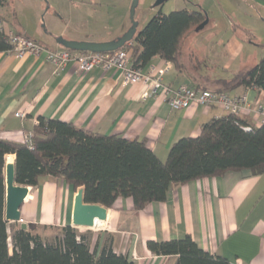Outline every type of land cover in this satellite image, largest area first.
Listing matches in <instances>:
<instances>
[{"label": "crops", "instance_id": "obj_1", "mask_svg": "<svg viewBox=\"0 0 264 264\" xmlns=\"http://www.w3.org/2000/svg\"><path fill=\"white\" fill-rule=\"evenodd\" d=\"M228 2L239 10L254 8L264 12V0ZM167 3L171 11L179 4L177 0ZM10 5L8 0H1L2 28L30 37L51 49H68L63 41L94 42L89 35L79 38L78 32L70 30L72 25H98L104 21L110 25L111 20L108 0H36V11L32 13L35 16L41 14L42 18L47 15L54 18L53 25L46 28L44 24V34H39L38 29L31 31ZM205 11L208 23L199 31L196 28L190 30L199 37L196 35L197 39L190 40L189 53L184 51L183 44L190 31L186 34L181 45V59L188 62L190 54L197 55L205 61L202 70L216 78H229L223 75L230 73L237 60L240 68L231 75L251 67L245 65V40L238 31L232 27L221 31L219 21L210 19L211 11ZM260 15L264 18V14L260 12ZM59 23L64 27H59ZM209 26L212 28L202 35ZM205 41L206 45L203 44ZM221 58L224 60L219 62ZM164 61L154 56L142 69L148 71L151 65L161 66ZM190 82V77L174 65L164 76V83L172 87ZM143 89L142 84L124 85L119 69L105 71L98 67L80 72L74 63L58 69L47 61L45 54L19 58L13 52L2 51L0 137L25 142L43 116L106 135L121 134L131 140L146 138L148 146L165 160L178 139L198 136L206 122L227 114L220 107L195 104L185 109H172L162 96L144 98ZM228 93H246L254 109L264 98V91L244 86ZM18 112L24 116H18ZM241 116L257 127L261 125V116L254 110ZM10 156H14L13 162L14 154L8 155L7 162ZM79 188L75 189L60 177L42 176L38 187L31 190L21 208L22 221L28 228L71 225ZM108 210L109 217L104 225L91 228L107 227L93 235L92 242L99 240L101 247L110 234L114 251L127 255L135 264H174L176 256L154 255L147 242L179 239L186 235H191L204 250L223 255L233 264H264V171L259 174L249 170L229 171L220 176L191 180L170 188L165 201L153 202L140 211H134L131 198L119 197Z\"/></svg>", "mask_w": 264, "mask_h": 264}, {"label": "trees", "instance_id": "obj_2", "mask_svg": "<svg viewBox=\"0 0 264 264\" xmlns=\"http://www.w3.org/2000/svg\"><path fill=\"white\" fill-rule=\"evenodd\" d=\"M207 18L208 13L201 7L159 11L121 48L141 68L154 56L171 62L190 77L187 85L194 88L228 93L244 86L264 91V56L229 78L204 72L205 61L197 55L190 54L188 62L181 59L183 38ZM9 49L11 45L0 25V52ZM247 126L251 129L246 130ZM31 133V145L0 137V264H135L127 255L114 251L111 235L100 247L99 240L93 243L91 235L70 224L52 240L34 232L31 226L22 229L20 224L12 235L11 251L9 223L5 220L8 155H15L17 183L32 191L42 176L50 175L63 178L75 189L84 187L86 203L111 208L119 197L131 198L134 211L165 201L170 188L191 180L229 171H264V123L257 127L235 113L206 122L198 136L178 139L165 160L148 146L146 138L106 135L60 119L42 116ZM147 246L154 255L176 256L174 264H233L223 255L204 250L191 235L149 240Z\"/></svg>", "mask_w": 264, "mask_h": 264}, {"label": "rangeland", "instance_id": "obj_3", "mask_svg": "<svg viewBox=\"0 0 264 264\" xmlns=\"http://www.w3.org/2000/svg\"><path fill=\"white\" fill-rule=\"evenodd\" d=\"M8 1L11 4L10 8H12L20 15V18L31 29V31L38 29L40 32L39 34H44V27L42 26L45 24L46 28H50V26L53 25L54 18L51 15H47L43 18L41 14H39L40 16H35L34 12L36 11V0L35 2L34 0ZM47 1L49 2V0ZM63 1L65 2L66 0ZM168 1L169 0L165 1L163 4H157V0H108V4L110 5L109 10L111 12V20L109 21L110 25H107V21H104L98 25H72L69 28L70 30L78 32L77 36L79 38L84 39L85 35H89V38H94V41L100 38L101 40L102 38H104L105 41H111L127 33L129 30H131L133 26L136 30L134 34L135 36L159 11L166 13L171 12L172 9H170V4L167 3ZM177 1L179 4L176 5L175 10H181L185 8L196 9L202 7L204 10L206 9L211 11L209 12L210 19L219 21L218 27L219 29H221V31L222 29L225 30L226 28L231 27L232 29L237 30L241 39L245 40V50L243 52L245 65L252 66L257 63L262 56H264V18L260 15V12L262 15L264 14V12L254 8L247 9L246 11L239 10L234 8V4L228 2V0ZM32 11L34 12L32 13ZM57 22L58 19H56L55 23ZM230 24L232 25L230 26ZM59 25L57 26L62 27L61 23H59ZM211 28L210 26L207 27V29L204 30L202 35H206L207 31H209ZM196 35L199 37V35L197 33L195 34V32L193 31H190L187 34L185 42L183 44V46L185 47L184 51L186 53H189L188 46L191 45L190 40H193V38L197 39L195 38L197 37ZM38 38L40 37L38 36ZM203 44L206 45V41ZM194 45L195 44L193 42V46ZM222 60H224V58H221L219 62H221ZM238 63L239 60L234 63V67L231 68L230 73L226 72L223 76H232L231 74L240 68L238 67ZM20 224L21 222H13L9 223L8 225L10 235L9 243L11 251L13 249L12 235L14 230ZM31 228L34 232H39L43 237L52 240L55 238V236L60 233L62 227L34 225L31 226ZM105 228L91 229L78 227L79 231L91 236L105 231ZM107 235L109 236L110 234Z\"/></svg>", "mask_w": 264, "mask_h": 264}, {"label": "built area", "instance_id": "obj_4", "mask_svg": "<svg viewBox=\"0 0 264 264\" xmlns=\"http://www.w3.org/2000/svg\"><path fill=\"white\" fill-rule=\"evenodd\" d=\"M11 49L17 57L23 58L27 55L45 54L47 61L53 63L58 69L64 68L69 63H74L80 72H89L94 68H101L105 71L119 69L122 71L123 84H142L144 98L162 96L172 109H185L190 105L203 107H220L227 113L243 114L254 110L261 116L260 123H264V98L261 104L255 109L248 95H230L227 92H217L206 88H194L187 84H180L176 87L164 83L165 74L172 68L173 64L164 61V64L151 65L148 71L135 66L130 53L124 49H117L110 52L75 51L71 49H51L30 37L16 33L13 30L5 31ZM24 116V113H16ZM246 130L251 127H245ZM26 142L31 145L32 133L26 137Z\"/></svg>", "mask_w": 264, "mask_h": 264}, {"label": "water", "instance_id": "obj_5", "mask_svg": "<svg viewBox=\"0 0 264 264\" xmlns=\"http://www.w3.org/2000/svg\"><path fill=\"white\" fill-rule=\"evenodd\" d=\"M165 1L167 0H157V4H163ZM207 23L208 18L196 27V31L203 29ZM135 32L136 30L133 26L127 33L111 41H63L62 43L68 49L75 51L110 52L121 48L126 42L132 40ZM5 182V220L8 223L21 222V228L27 229L28 224L22 221L21 208L31 193V188L27 185L17 183L15 160L13 162H6ZM108 217L109 210L106 206L85 202L84 187H80L74 200L71 225L76 228H92L97 219L107 221Z\"/></svg>", "mask_w": 264, "mask_h": 264}, {"label": "bare ground", "instance_id": "obj_6", "mask_svg": "<svg viewBox=\"0 0 264 264\" xmlns=\"http://www.w3.org/2000/svg\"><path fill=\"white\" fill-rule=\"evenodd\" d=\"M14 159V156H10L9 158H8V161L9 162H12V160ZM29 196V195H28ZM104 222L105 221H101V220H96V223H95V225L92 227V228H101L103 225H104Z\"/></svg>", "mask_w": 264, "mask_h": 264}]
</instances>
